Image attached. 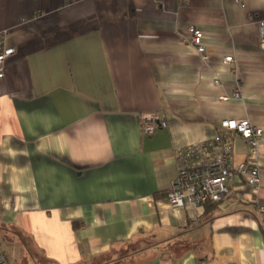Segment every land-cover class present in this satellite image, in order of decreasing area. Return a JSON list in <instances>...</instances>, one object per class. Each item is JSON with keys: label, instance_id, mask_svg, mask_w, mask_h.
Segmentation results:
<instances>
[{"label": "crops", "instance_id": "1", "mask_svg": "<svg viewBox=\"0 0 264 264\" xmlns=\"http://www.w3.org/2000/svg\"><path fill=\"white\" fill-rule=\"evenodd\" d=\"M243 4L0 0V47L14 49L0 78V253L10 264L16 242L31 255L23 233L44 259L64 250L67 264H264V0ZM237 84L240 98H218ZM156 111L167 126L143 134L139 114ZM222 118L263 129L259 186L236 173L222 200L170 208L175 148L220 136L233 166L246 163Z\"/></svg>", "mask_w": 264, "mask_h": 264}, {"label": "built area", "instance_id": "2", "mask_svg": "<svg viewBox=\"0 0 264 264\" xmlns=\"http://www.w3.org/2000/svg\"><path fill=\"white\" fill-rule=\"evenodd\" d=\"M243 6V0H234ZM261 41L264 47V19L257 21ZM189 43L204 63L210 61L204 34L201 29L190 25ZM14 53L11 46L0 47V78L3 76L5 60ZM221 62L236 71L233 54L223 55ZM214 85H220V78L214 75ZM241 89L237 84L231 92L222 91L218 98L223 101L238 99ZM139 125L145 135L167 126V119L159 112L139 114ZM217 127L236 133L247 148V161L235 168L232 163V147L225 138L216 136L207 140L189 144L174 149V159L178 166V175L172 179L165 198L172 209H183L189 213L203 208L208 203L222 200L228 191V182L239 173L244 176V182L250 188L260 184V173L257 163L259 141L263 134L260 126L252 124L246 118H222ZM0 264H10L5 253H0Z\"/></svg>", "mask_w": 264, "mask_h": 264}, {"label": "rangeland", "instance_id": "3", "mask_svg": "<svg viewBox=\"0 0 264 264\" xmlns=\"http://www.w3.org/2000/svg\"><path fill=\"white\" fill-rule=\"evenodd\" d=\"M22 235H23L22 238L25 241L26 245L30 246L31 255L26 252L25 247H24L25 244L23 245V242H19V243L16 242L19 245V249L17 251V264H67L68 260H67V256L64 250H58V252H55L54 250H52L53 254L58 255V256L55 255L56 257L55 260H51L50 258H49L50 260L44 259L42 257L41 249H38L36 245L37 240L35 243V238H33L34 234L33 233H29V234L23 233ZM33 257H35V259ZM34 260L36 261V263L34 262Z\"/></svg>", "mask_w": 264, "mask_h": 264}]
</instances>
